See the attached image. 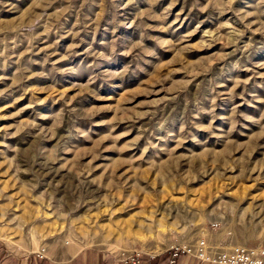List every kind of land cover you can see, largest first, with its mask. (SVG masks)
<instances>
[{
  "label": "rangeland",
  "instance_id": "rangeland-1",
  "mask_svg": "<svg viewBox=\"0 0 264 264\" xmlns=\"http://www.w3.org/2000/svg\"><path fill=\"white\" fill-rule=\"evenodd\" d=\"M202 240L264 248V0H0V247Z\"/></svg>",
  "mask_w": 264,
  "mask_h": 264
},
{
  "label": "built area",
  "instance_id": "built-area-1",
  "mask_svg": "<svg viewBox=\"0 0 264 264\" xmlns=\"http://www.w3.org/2000/svg\"><path fill=\"white\" fill-rule=\"evenodd\" d=\"M170 256L165 260V264H176L177 258L181 255L191 257L208 264H264V248L235 247L228 250L211 251L205 241H198L195 245L178 248H170ZM43 258V254H40ZM155 256H147L133 252L122 256L118 260L122 264H150Z\"/></svg>",
  "mask_w": 264,
  "mask_h": 264
},
{
  "label": "crops",
  "instance_id": "crops-1",
  "mask_svg": "<svg viewBox=\"0 0 264 264\" xmlns=\"http://www.w3.org/2000/svg\"><path fill=\"white\" fill-rule=\"evenodd\" d=\"M0 264H122L114 256L97 249H82L69 258L52 261L50 258L15 256L0 247ZM165 264V263H162Z\"/></svg>",
  "mask_w": 264,
  "mask_h": 264
},
{
  "label": "trees",
  "instance_id": "trees-1",
  "mask_svg": "<svg viewBox=\"0 0 264 264\" xmlns=\"http://www.w3.org/2000/svg\"><path fill=\"white\" fill-rule=\"evenodd\" d=\"M163 263H165V260L163 261Z\"/></svg>",
  "mask_w": 264,
  "mask_h": 264
}]
</instances>
